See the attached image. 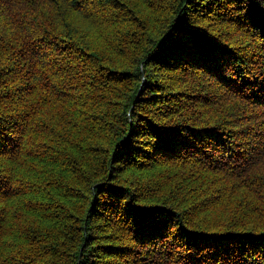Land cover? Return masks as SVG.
I'll use <instances>...</instances> for the list:
<instances>
[{
    "label": "trees",
    "instance_id": "trees-1",
    "mask_svg": "<svg viewBox=\"0 0 264 264\" xmlns=\"http://www.w3.org/2000/svg\"><path fill=\"white\" fill-rule=\"evenodd\" d=\"M0 264H264V0H0Z\"/></svg>",
    "mask_w": 264,
    "mask_h": 264
}]
</instances>
